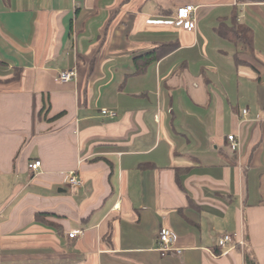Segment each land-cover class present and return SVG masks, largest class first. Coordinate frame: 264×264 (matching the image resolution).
<instances>
[{
	"label": "crops",
	"instance_id": "1",
	"mask_svg": "<svg viewBox=\"0 0 264 264\" xmlns=\"http://www.w3.org/2000/svg\"><path fill=\"white\" fill-rule=\"evenodd\" d=\"M188 5L194 29L164 22ZM162 228L180 254L158 251ZM246 249L264 264V0H0V264H246Z\"/></svg>",
	"mask_w": 264,
	"mask_h": 264
},
{
	"label": "built area",
	"instance_id": "2",
	"mask_svg": "<svg viewBox=\"0 0 264 264\" xmlns=\"http://www.w3.org/2000/svg\"><path fill=\"white\" fill-rule=\"evenodd\" d=\"M195 12L196 7L193 5L184 6L178 9L176 15H174L171 18H165L164 22L174 25L178 28H184V29H194L196 27V21H195ZM77 77V71L75 68H71L69 65V68L63 72L60 73L59 79L63 83L71 82ZM102 115L104 117H110L114 118L117 116L115 112H111L107 109L102 110ZM244 115L248 114V110L243 111ZM230 148L237 152L239 149V141L234 135H230L228 137ZM41 162L35 161L30 164L29 168L33 173H36L41 168ZM68 183L74 186L81 185L80 180L77 178V176L74 173H71L68 175ZM79 236H83L82 231H72L69 233V237L71 239H76ZM235 235H225L221 238H219L217 244L218 247L221 248L224 252H228L230 250H233V248L230 247V244L233 242ZM178 240V235L167 228H162L158 234V242H159V248L158 251L162 254L163 257H168L172 254H180L182 250L176 246Z\"/></svg>",
	"mask_w": 264,
	"mask_h": 264
},
{
	"label": "trees",
	"instance_id": "3",
	"mask_svg": "<svg viewBox=\"0 0 264 264\" xmlns=\"http://www.w3.org/2000/svg\"><path fill=\"white\" fill-rule=\"evenodd\" d=\"M242 1V0H239ZM237 18H238V13L235 11L234 15H233V23L235 24L234 27L237 24ZM234 35V33H232ZM224 36H229L228 32H223ZM230 37V36H229ZM173 47H164V48H157V49H153L152 51H149L147 53H143L141 55H138L134 58L135 61V66H136V73L140 74L143 73L146 68L151 65L152 63L158 61L159 59H161L164 55H166L169 51L172 50ZM51 214L48 213H37L36 214V221L44 223L50 227H54V228H58L59 226L55 223L50 221ZM245 261L246 264H259L254 256V254L252 253L251 250L246 249L245 250Z\"/></svg>",
	"mask_w": 264,
	"mask_h": 264
}]
</instances>
